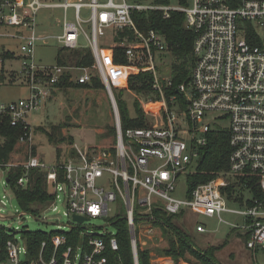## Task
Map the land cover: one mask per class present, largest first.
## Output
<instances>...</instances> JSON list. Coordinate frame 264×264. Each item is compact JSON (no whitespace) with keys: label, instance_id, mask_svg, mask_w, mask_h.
I'll return each mask as SVG.
<instances>
[{"label":"built area","instance_id":"1","mask_svg":"<svg viewBox=\"0 0 264 264\" xmlns=\"http://www.w3.org/2000/svg\"><path fill=\"white\" fill-rule=\"evenodd\" d=\"M169 1L66 0L46 4L41 0H0V40L19 41L20 74L28 90L25 98L0 102V118H7L11 126H22L24 131L16 146L26 148L28 159L17 184L27 185L31 168L48 171L46 183L52 189L49 204L61 201L66 207L64 215L73 221L68 233L51 236L48 259L43 254L45 241L38 257L32 259L24 240L18 243L13 236L5 249L0 246V264H107L108 252L119 248L116 230L85 232L84 223L97 218L106 219L105 226L125 221L137 264L138 249L147 246V241L139 237L156 226L152 213L155 208L180 216L190 209L221 222L223 213L237 214L245 222L246 247L253 254L264 253V0H176L177 6ZM54 8L64 12L72 9L74 20L64 14L61 34L39 33L38 11ZM83 8L90 12L91 35L82 27ZM147 12H157L163 19L180 12L185 27L195 34L194 65L188 82L177 87L180 98L166 95L171 87L170 73L162 77L160 64L156 65L164 54H169L164 37L155 29L140 30L134 21L135 14ZM83 39L88 46L80 45ZM51 40L61 50H90L93 66L42 65L36 59V47L47 46ZM116 48L126 64L115 62ZM93 72L102 80L111 103L115 143L101 148H79L74 144V156L46 167L32 156L33 127L27 118L52 98L63 76L69 74V81L87 84ZM145 72L152 76L151 90L157 96L141 105L147 125L122 130L113 90L127 91L129 78ZM210 113L219 114L217 124L207 121ZM226 119L228 127L223 128L219 124ZM213 130L229 134L228 171L197 185L183 199L174 197L178 177L198 162L207 134ZM185 135L189 136L188 142ZM16 166L8 162L0 164V170ZM253 174L259 180L263 198L249 194L253 200L248 201L246 210L226 209L225 191L233 179ZM246 187L243 185L242 193H247ZM235 198L233 192L232 201ZM111 205L124 213L112 214ZM74 217L83 221L77 222ZM196 230L204 232L200 224ZM144 236L149 239L147 234Z\"/></svg>","mask_w":264,"mask_h":264},{"label":"rangeland","instance_id":"2","mask_svg":"<svg viewBox=\"0 0 264 264\" xmlns=\"http://www.w3.org/2000/svg\"><path fill=\"white\" fill-rule=\"evenodd\" d=\"M66 0H41L46 4H62ZM73 1V0H69ZM106 0H99L105 2ZM119 2V0H114ZM191 1V0H189ZM168 4L177 6L176 0H170ZM190 4V3H189ZM66 14L68 20H74L73 10L68 9L66 12L62 8L41 9L37 13L38 32L41 34L59 35L62 30L60 23ZM80 18L83 20L82 27L86 34L91 35V25L88 22L90 12L83 8L80 11ZM80 45L88 46L86 40H81ZM4 46V47H3ZM5 48L14 54L13 58L1 60L0 54V74H3V80L0 82V102H14L27 96V87L22 82L21 68V51L20 43L17 40L5 39L0 40V53ZM85 49V48H84ZM83 51V49H80ZM71 51L61 50L54 40H51L47 46L38 44L35 50L36 59L45 66H55L57 57L66 58ZM69 57V56H68ZM69 61V60H68ZM172 57L170 54H164L162 60L157 61L160 64L159 71L162 77H167L170 73V63ZM96 75V72H93ZM135 95L132 92L124 91L121 100L124 102L129 117L135 116L134 100ZM111 103L108 96L103 90H75L64 89L57 90L52 98L36 113L28 116L27 121L33 127V146L36 149V157L41 160L46 167H53L57 164L58 156L56 147L60 150L59 160L62 163L67 160L70 149L74 144L79 148L95 147L101 148L108 144L114 145V136H108V127L113 126V113L110 110ZM152 108V107H149ZM218 113H210L207 121L211 125L218 123ZM223 128L228 127V121L222 120L219 124ZM57 126L61 128V134L64 137H70L73 145L68 146L64 141L56 146L49 139L51 128ZM185 141L188 142L189 136L185 135ZM188 137V138H187ZM200 137V135H198ZM24 146H16L10 155V163L23 164L28 159ZM197 163H193L187 171L180 174L176 181V190L174 197L183 199L188 194L187 177L194 173ZM5 172L0 170V227L7 230L9 235H14L18 243L22 242L23 231H40L46 234L53 232L68 233L73 226L72 219L66 217L65 205L61 202H52L41 207L34 216L24 213L17 205L11 188L5 183ZM98 185L100 183L98 182ZM101 186V185H100ZM52 190V189H48ZM240 191L236 190V197L241 201H226L225 208L229 211H243L249 205L248 201H252L247 193L240 196ZM3 196H5L3 198ZM242 202V203H241ZM55 207V209H53ZM112 214L120 211V208L110 206ZM22 214V215H21ZM112 214H110L112 216ZM222 222L218 218H209L203 216L197 211L187 209L178 218L171 220L174 226H184L191 237L194 245L199 250H206L209 247H220L215 254L219 264H264V253L256 252L253 254L246 247V231L243 230L245 222L243 218L234 213H223L221 215ZM107 220L103 218L91 219L84 223V231H92V233H113L114 226H105ZM200 224L204 228V232H197L196 227ZM144 234H147V239ZM169 236L171 234L169 233ZM140 241H147V246L139 250L148 249L150 258L153 260L156 256L157 249L167 248V240L165 235L157 226L152 227L151 233H142L139 237ZM21 258L26 256L21 255ZM150 260V263H151ZM173 260V259H171ZM161 264V263H160ZM168 264V263H166ZM172 264H201L196 259L186 253L178 257V261Z\"/></svg>","mask_w":264,"mask_h":264},{"label":"trees","instance_id":"3","mask_svg":"<svg viewBox=\"0 0 264 264\" xmlns=\"http://www.w3.org/2000/svg\"><path fill=\"white\" fill-rule=\"evenodd\" d=\"M134 21L140 30L155 29L165 39L168 52L172 57L170 63V80L171 87L166 90V95H174L180 98L177 92L178 85L188 82L191 69L194 65L193 57V41L195 34L188 30L184 25V15L180 12L171 13L170 18L163 19L157 12H147L134 15ZM115 62L126 64V60L121 56V50L115 49ZM61 51V49H60ZM1 60L13 58L14 54L10 51L1 52ZM69 56V57H68ZM69 60V61H68ZM93 56L90 50L83 51L74 50L67 55L66 58L57 57V64L61 66H75V67H92ZM98 75V74H97ZM70 75L66 74L61 79L60 83L56 85L57 90L75 89V90H103L105 87L99 75H94L91 81L87 84H77L69 81ZM3 80V74H0V82ZM152 76L149 73H139L131 76L128 82V90L135 95V116L129 117L126 106L121 100L124 90H113L115 103L118 109L119 118L122 130L128 128H142L146 127L147 119L142 111V103L149 99L156 100L157 96L151 90ZM110 110L112 107L110 106ZM61 126H54L51 128L49 135L50 141L53 145L60 144L67 141L68 146H72L73 142L70 137H64L61 134ZM23 128L20 125L11 126L7 118H0V164H6L10 160V155L14 151L19 138L23 135ZM114 125L108 127L107 135L114 136ZM32 156L36 157L35 146H32ZM58 156L57 164H62L59 160L60 150L56 147ZM199 160L194 173L187 177L188 193L191 192L197 185L204 184L215 177L225 174L228 171V158L230 153L229 148V134L226 130H213L207 134V143L201 148L199 152ZM75 151L70 149L67 156H74ZM37 158V157H36ZM41 161V160H40ZM42 162V161H41ZM3 171L6 168L2 167ZM61 176V170L57 171ZM25 173L23 164H18L16 167L10 168L5 172V183L11 188L17 205L24 213L36 215L38 210L49 204L52 199L51 189L46 183V175L48 171L39 168H31L28 170V183L25 187L17 184ZM7 181V182H6ZM246 185L247 193L253 197L263 198V194L259 187V180L255 174L247 176H236L232 181V186L226 189L227 199L232 201L231 195L236 190L240 191L241 198L243 197L242 189ZM236 197L235 201H241ZM242 203V202H241ZM156 219L155 225L161 229L162 234L167 240V248L157 249L156 253L170 257L172 261H178V257L186 253L201 261V264H219L216 260L215 254L220 247H209L202 251L196 248L191 237L184 229V226H174L171 223L173 218H178L179 215H167L158 208L152 211ZM114 228L119 244L117 251L108 252L107 264H135L130 243L128 228L123 219L114 221ZM56 232L46 234L40 231H23L22 240H24L27 247L29 257L36 259L39 254L40 245L43 241L47 246L43 251L45 259H48L52 253V245L50 238ZM169 233L171 236H169ZM74 234V233H71ZM14 235H9L7 230L0 227V246L5 249L6 242L11 240ZM70 237V236H69ZM150 251L148 249L139 250L137 256V264H151Z\"/></svg>","mask_w":264,"mask_h":264},{"label":"crops","instance_id":"4","mask_svg":"<svg viewBox=\"0 0 264 264\" xmlns=\"http://www.w3.org/2000/svg\"><path fill=\"white\" fill-rule=\"evenodd\" d=\"M5 51H8L6 49H4ZM4 52V51H2ZM167 247V246H166ZM172 264V260L170 257H159V256H156L153 260H151V264Z\"/></svg>","mask_w":264,"mask_h":264},{"label":"water","instance_id":"5","mask_svg":"<svg viewBox=\"0 0 264 264\" xmlns=\"http://www.w3.org/2000/svg\"><path fill=\"white\" fill-rule=\"evenodd\" d=\"M6 182H7V181H6ZM74 220L77 221V222H80V223L83 221V219L78 218V217H74Z\"/></svg>","mask_w":264,"mask_h":264}]
</instances>
